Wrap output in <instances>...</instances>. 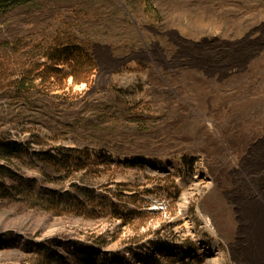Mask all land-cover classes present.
I'll list each match as a JSON object with an SVG mask.
<instances>
[{
	"label": "rangeland",
	"instance_id": "rangeland-1",
	"mask_svg": "<svg viewBox=\"0 0 264 264\" xmlns=\"http://www.w3.org/2000/svg\"><path fill=\"white\" fill-rule=\"evenodd\" d=\"M263 38L264 0H0V264H246L194 116Z\"/></svg>",
	"mask_w": 264,
	"mask_h": 264
},
{
	"label": "bare ground",
	"instance_id": "bare-ground-1",
	"mask_svg": "<svg viewBox=\"0 0 264 264\" xmlns=\"http://www.w3.org/2000/svg\"><path fill=\"white\" fill-rule=\"evenodd\" d=\"M232 46V58L237 61L240 57L245 70L244 86L251 89V95H245L239 111L217 109L219 106L209 108V113L202 110L203 117L194 116L195 121L204 122L196 126L195 134L198 136L201 132L203 146L212 155L210 161L217 163L211 169L213 180L231 197L239 211L242 235L237 243L245 255L243 262L264 264V38L254 42L245 41L240 56L237 44ZM213 47L218 49L222 44L214 43ZM190 58L197 59L196 55ZM233 66L237 67L238 63ZM189 77V73L180 75L169 80V83L174 86L180 83L177 86L185 89L190 85ZM202 91L205 92V89ZM253 94L256 95L255 100ZM169 95L176 96L178 100L173 92ZM180 95L191 104L203 107L210 104L206 93L193 91ZM215 105H222V102ZM247 151L252 153V158L247 156ZM209 205L218 216L223 214L215 203ZM184 206L183 215L188 212V205Z\"/></svg>",
	"mask_w": 264,
	"mask_h": 264
}]
</instances>
